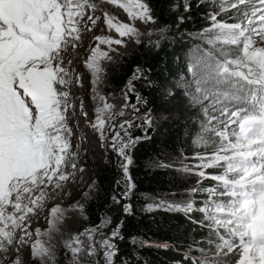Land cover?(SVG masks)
<instances>
[{
  "label": "snow or ice",
  "instance_id": "6c2138e0",
  "mask_svg": "<svg viewBox=\"0 0 264 264\" xmlns=\"http://www.w3.org/2000/svg\"><path fill=\"white\" fill-rule=\"evenodd\" d=\"M104 4L123 10L128 22L103 10ZM168 7L183 22L191 18L193 0H170ZM196 7L205 9L209 25L196 37L207 47L197 45L199 55L182 81L195 111L196 127H189L187 136L211 152H196L191 158L197 163L191 165L184 162L186 152L178 163H162L196 175L197 186L148 197L152 202L139 211L182 213L201 230L188 242L181 264H264L259 219L264 216V0H196ZM98 10L116 35L94 37L84 61L91 73L94 118L88 119L83 101L79 114L98 137L104 165L114 173L113 188L106 193L98 177H91L79 198L67 207H51L47 228L33 233L32 220L50 190L63 191L87 171L69 124L77 115L72 89L82 86L81 74L74 76L63 53L79 46L83 31L98 27ZM158 12L152 0H0V264H140L138 248L154 246L132 236L131 254L121 249L123 216L137 211L132 153L151 138L155 119L137 85H164L150 78L151 69L137 65L115 102L103 87L108 68L119 63L129 43L159 49L169 25L160 24ZM222 14L239 22L219 19ZM101 198L106 202L92 221L89 205ZM109 206L119 207L118 221L108 214ZM78 218L91 223L66 234L65 227ZM155 246L168 248L167 243Z\"/></svg>",
  "mask_w": 264,
  "mask_h": 264
},
{
  "label": "trees",
  "instance_id": "16d2710c",
  "mask_svg": "<svg viewBox=\"0 0 264 264\" xmlns=\"http://www.w3.org/2000/svg\"><path fill=\"white\" fill-rule=\"evenodd\" d=\"M169 2L170 0H152L153 6L159 9L161 25L177 21L181 30L191 31L194 26L201 23L205 9L197 8L196 0H193L191 18H186L183 22L176 20L170 12ZM194 46L195 44L188 41H181L175 49H171L169 43L152 50L141 45L125 54L119 63L109 68L107 72L109 91L112 93L121 92L124 82L137 65L151 69L150 78L164 85L161 88L150 87L147 94L148 106L153 109V116L159 118V126L150 139L140 142L133 150L132 176L137 186V197L132 203L137 211L132 216H123L122 231L125 235V242L121 244L123 252L131 254V245L127 242L132 236L154 245L138 248L140 264H181L188 242L193 237L199 238L201 234V230L185 220L182 213L139 211L145 204L146 195L160 196L191 187L190 182L177 177L172 170L160 165L181 154L188 128L196 127L190 120L194 110L188 106L186 97L175 90L179 75L183 72L189 73L185 63L175 65V62L181 63L185 54ZM169 90L172 94H169ZM97 177L106 193L111 192L114 173L104 166L97 171ZM193 183L196 185L195 181ZM204 183L210 184L212 181ZM105 202L106 199L101 198L89 205L92 221L96 220L97 213L102 210L100 206ZM108 214L114 221H118L122 216L118 206L108 209ZM85 223L88 226L91 221ZM165 243L168 244L167 249L155 246Z\"/></svg>",
  "mask_w": 264,
  "mask_h": 264
},
{
  "label": "rangeland",
  "instance_id": "374dc122",
  "mask_svg": "<svg viewBox=\"0 0 264 264\" xmlns=\"http://www.w3.org/2000/svg\"><path fill=\"white\" fill-rule=\"evenodd\" d=\"M97 3L100 2V0H96ZM102 9L111 12L115 16H117L120 20L124 22H128L127 15L123 12V10L115 8L111 5H102ZM97 15H101V21H98V27L96 29H93L92 32H88L87 30L82 32V40L79 44V46L76 49H73L69 46L66 52L63 53L64 56V62L65 65L69 67L70 70L74 69V76L75 74H81L82 79V86H74L72 91L75 93L73 100L76 106V116H73L69 120V124L73 129V136H72V143L73 145L79 144L80 148L82 150V156L87 160V163L85 164V167L87 169L86 173L83 176V179H80L79 176L76 181L69 182L65 185V188L63 191L56 190L51 191L49 197L46 199L44 203V207L39 210L36 217L33 218L30 231L35 233V230L37 228H40L41 231H44L47 228V221H48V213L51 209V207L56 206L59 204L62 208L67 207L69 204L73 203L77 198H79L80 192L82 191L83 187L86 183H90V178L95 176L97 177V171L103 168L104 165V157L103 153L100 151L98 147V137L96 134L92 131L91 126L83 116H81L80 113V102H84V110L88 111L89 116L88 119L94 118V110H95V102L91 100V73L85 68L84 61L87 59V56L90 54V50L92 47L95 46V35H111L115 36L116 34L114 32H110L105 25L103 24V15L102 11L98 10ZM219 19H224L228 23H235L239 22L238 17L235 15H229L224 16L223 14L221 17H218ZM139 23V22H137ZM209 25V21L202 17V21L199 25L194 26L193 30L191 31H183L179 28L177 21H171L169 24L168 31L166 33V39L161 42V46L163 44H170L171 49H175L178 47V44L181 43V41H188L192 44H195L194 47H192L184 56L181 63L178 61L175 62V65H180L182 63H185V66H187L194 60V58L199 55L197 52V45H201L202 47H207L206 45H203L202 41L197 39V34L204 28ZM160 46V47H161ZM141 47L137 46L135 44L129 43L127 46L126 54L133 51L135 48ZM159 47V48H160ZM148 49H155V48H148ZM123 50V49H122ZM71 61V63H69ZM115 66H110L109 68H113ZM108 68V69H109ZM108 72V70H107ZM189 73H181L179 75V80L177 83V87H175V90L177 92H180L182 95H184L188 101V97L185 94V91L183 89V83L182 81L189 77ZM108 77V74H107ZM138 90L142 93L143 96L147 99V94L150 90V87H147L143 81L139 82ZM103 94L109 97V102H115L116 98H119L121 96V92L118 93H112L109 91L108 83L103 87ZM122 102V101H121ZM191 123L195 120V111L192 114V117H190ZM142 123V120L140 121ZM159 126V118L154 119L153 122V132L151 136L153 135L154 131ZM141 129H133L134 135L141 134ZM188 130L186 132V141L185 146L182 149V152L188 153V158L185 159V164H194L197 163L194 159L191 157L194 156L196 152L201 153H210V148H205L202 145H193L188 142V136H187ZM234 139V138H233ZM84 149H87V152H83ZM181 152V153H182ZM178 156H173L170 158V160L167 163H178ZM172 170V169H170ZM210 173H216L219 170L217 169H208L207 170ZM172 172L179 178L185 179L186 181L190 182L191 189L192 187H195L196 185L193 183V181H197L198 177L194 174H185L180 173L178 171L172 170ZM209 181V180H206ZM189 189H183L178 192H183L185 190ZM153 195H146L144 200L145 203L152 202L148 197H152ZM169 199H179L180 197H172L168 196ZM261 221H264V216H261L259 218ZM86 223L82 219H77V222L73 225L66 226L65 232L71 233L72 231H75L76 229H79L81 227H86Z\"/></svg>",
  "mask_w": 264,
  "mask_h": 264
},
{
  "label": "water",
  "instance_id": "95a60500",
  "mask_svg": "<svg viewBox=\"0 0 264 264\" xmlns=\"http://www.w3.org/2000/svg\"><path fill=\"white\" fill-rule=\"evenodd\" d=\"M153 130L151 131V134H152Z\"/></svg>",
  "mask_w": 264,
  "mask_h": 264
}]
</instances>
